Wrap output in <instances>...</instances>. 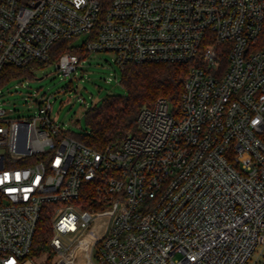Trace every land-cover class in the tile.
Here are the masks:
<instances>
[{
  "label": "built area",
  "instance_id": "1",
  "mask_svg": "<svg viewBox=\"0 0 264 264\" xmlns=\"http://www.w3.org/2000/svg\"><path fill=\"white\" fill-rule=\"evenodd\" d=\"M101 13L99 0H0V73L87 35L121 67L194 62L180 114L159 98L98 151L49 99L26 118L0 108V264H248L264 248V0H111ZM82 62L56 65L72 77Z\"/></svg>",
  "mask_w": 264,
  "mask_h": 264
},
{
  "label": "trees",
  "instance_id": "2",
  "mask_svg": "<svg viewBox=\"0 0 264 264\" xmlns=\"http://www.w3.org/2000/svg\"><path fill=\"white\" fill-rule=\"evenodd\" d=\"M110 1L99 0L102 5L101 19L104 18ZM65 52L79 55L81 61L90 54L83 46H75L70 40H58L53 44L47 62H35L24 67L7 66L0 73V88L14 79L35 78V71L47 65H56ZM194 64V62L125 64L122 66L121 84L126 90V95H109L100 107L88 109L85 119L90 130L86 133L69 135L95 150L102 151L128 132L136 133L140 108L152 107L159 98L167 99L172 110L179 115L185 83ZM92 195L91 189L85 192L86 198H91ZM86 207L90 206L86 205ZM51 236L50 215L46 212L38 225L33 252L37 255L45 252L49 247Z\"/></svg>",
  "mask_w": 264,
  "mask_h": 264
},
{
  "label": "rangeland",
  "instance_id": "3",
  "mask_svg": "<svg viewBox=\"0 0 264 264\" xmlns=\"http://www.w3.org/2000/svg\"><path fill=\"white\" fill-rule=\"evenodd\" d=\"M87 38L84 35L72 44L82 47ZM34 76L0 88V108L7 118L38 115L37 102L49 99L52 116L60 128L68 134H81L90 130L85 119L88 109L100 107L109 95H126L121 84L122 67L113 53L89 54L72 77H63L52 64L38 69ZM240 160L242 165L251 162L245 156ZM248 264H264V248L259 247Z\"/></svg>",
  "mask_w": 264,
  "mask_h": 264
}]
</instances>
